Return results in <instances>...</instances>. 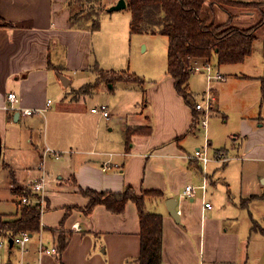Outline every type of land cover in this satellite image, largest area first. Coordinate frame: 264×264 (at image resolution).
Returning a JSON list of instances; mask_svg holds the SVG:
<instances>
[{
	"label": "crops",
	"instance_id": "crops-1",
	"mask_svg": "<svg viewBox=\"0 0 264 264\" xmlns=\"http://www.w3.org/2000/svg\"><path fill=\"white\" fill-rule=\"evenodd\" d=\"M71 10L70 0H0V16L10 22L7 26L0 25V168L3 169L0 189L15 193L18 204L19 191L28 188L41 173L35 167L39 166L45 147L60 153L56 157L58 161L50 165L47 209L41 216L43 226L39 233L45 243L58 246L63 231L68 243L59 254L44 255L41 264H140V210L135 201L129 200L120 213L112 212L104 204L95 205L89 213L86 211L89 197L83 190L121 192L127 187L138 192L142 189L158 192L145 196L144 207L164 217L162 264H253L258 261L260 257L251 261L254 256L249 255L247 239L234 226L243 208L235 201L237 196L230 200L227 195V201L222 202V206H227L225 210L212 200L216 195L220 199L224 195V186H217L216 175L228 161L211 160L206 167L212 193L209 195L207 189L205 199L212 202L211 208L204 207L202 191L198 190L194 198L183 195L186 185H200L204 178L202 163L184 157L201 145L199 131L203 126L199 123L193 128V106L176 90L166 69L158 73L140 72L150 80L147 112L135 105L144 100V92H134L132 87L121 93V89L115 91L114 86H109L108 100L103 101L109 106V119L92 111L97 104H92L89 111L86 106L80 113L76 108L65 112L58 109V104L55 106V100L62 102L61 106L79 100L72 92L92 82L66 89L60 79L64 70L77 75L93 65V54L91 60L88 54L89 47L94 53L90 46L93 33L84 25L82 29H71L74 27ZM104 65L107 70L114 69L113 64ZM258 69L255 76H245L258 78L262 91L264 65ZM216 72L221 78L214 80L223 79L220 70ZM214 80L210 88L216 96L209 118L212 111L219 110ZM193 84L191 77L189 91L196 97L200 92H194ZM10 91L18 95L17 108H12L8 100ZM49 99L52 102L47 106ZM196 99V103L200 101ZM26 108L45 110L26 114ZM60 113L64 114L62 118ZM102 120L108 129L103 127ZM43 122L44 139L40 137L35 142ZM245 123L247 133L235 134L236 138L258 131L254 130L255 125L246 120ZM211 124L209 119L202 134L204 143L208 138L213 146L208 133ZM261 125L264 127V122L258 123ZM128 129L136 131L128 137ZM222 145L216 144L213 148L228 154L229 149ZM243 150L242 160L264 159V139L256 135L251 142L248 138ZM223 181L229 191L226 176ZM169 198L178 200L180 221L168 211L166 200ZM75 223L79 229L74 227ZM250 231L264 234L253 230L252 225ZM38 236L35 233L29 243L31 251L24 256L31 261L37 259ZM9 238L0 239H8L7 245L12 248L14 244H10ZM20 258L19 251L17 259L11 261L8 257V261L18 264Z\"/></svg>",
	"mask_w": 264,
	"mask_h": 264
},
{
	"label": "rangeland",
	"instance_id": "rangeland-1",
	"mask_svg": "<svg viewBox=\"0 0 264 264\" xmlns=\"http://www.w3.org/2000/svg\"><path fill=\"white\" fill-rule=\"evenodd\" d=\"M80 1L81 2H79V0H72L71 11L73 14L82 10L87 11L88 13L87 16L90 20H85L82 24H85L84 26H89L91 28L89 30L93 33L90 46H92L94 53L91 51L90 47L88 48L90 60L92 59L93 54V65H91L88 70H84L83 72L79 71L77 75L74 71L66 70H64L62 75H66L72 79L71 84L64 86L65 88L76 87V85L87 81L92 82L89 85L72 92L74 93V97H80L79 100L66 102L63 106H61L62 102L58 100L56 103L55 100V106L58 104V109L65 112H67L66 110L71 109L69 111H72V109L76 108L75 110L78 113L83 111V109L85 110V107L87 106L89 111L92 104L100 105L104 103L103 101L108 100L109 86H114L116 89L115 91L121 89V93L127 88L132 87L134 92H144V100L138 101L135 105L136 108H141L147 112L148 107L150 106V101L148 99L149 94L147 92L150 80L140 72L155 71L158 73L160 70L164 69L165 71L166 69L167 73L168 38L162 34H132L130 31V21L132 17L131 8L126 6L118 10H108V7L116 3L118 0H101V2L93 0V3L88 2L87 0ZM244 1L242 7L228 5V8L235 13L231 20L230 12L226 8H223L219 4L215 5L214 11L216 13L215 18L217 22H228L231 25L240 28H250L258 24L261 21L260 11L258 10L256 14L253 15L252 11L254 10L248 7H253L255 3L261 5L262 2L256 0ZM101 7L105 8L97 11V9ZM94 19L99 21V27L96 29H93ZM82 28L85 27L77 28L74 26L71 29L77 30ZM256 34L258 38L255 41V50L245 61L235 64L218 65L216 59L211 60L213 72L220 70L223 74V79L214 80L213 82V87H216L217 91L219 110H214L210 114L209 119H211L212 124L211 127H208V133L209 138L213 140V146H216V144L227 146L229 149L228 155L231 157L224 168L225 170L222 168V170L217 172L216 175L218 179L217 186H224V195L221 199L220 196L217 195L216 197L211 196L212 200L214 204H217L222 210H225L227 207L222 206V204L225 203L228 198L234 200V195L237 196V199H235L237 203L243 202V205H246L243 206L245 209L242 208L240 212L241 216L234 226H236L241 233H244L247 239L249 244V255L251 257L254 256L251 261L254 262L255 258L260 257L259 260L255 261L253 264H264V234H261L259 231H250V227L253 225V218L257 219L258 226H264V197H262V195H264V159L242 160V156L245 153L243 145L248 138L251 142L254 141L256 135L261 137V139H264V127H262V125L258 126V123L263 124L264 122V99L261 91V81L258 78L245 76H255L254 74L259 70L258 66L264 65V25H261L257 29ZM109 60H111L112 63H110ZM104 64H113L115 70H126L124 78L128 80H135L130 73H136L148 80L146 81L147 85L130 81H114L107 84L106 82H109L110 77L112 78L114 76H111L110 74L106 75L99 71V69L106 68ZM99 72L102 75H100ZM191 77L194 83V92H200L201 94L197 93L195 97L190 93V99L192 102L197 101L196 98L202 101L204 95L203 91L209 87L207 76L205 72H195ZM97 79L98 81L101 80V82H96L95 84L94 82ZM99 86L100 88L98 89ZM53 90L55 89L53 88ZM129 102L132 103V100ZM112 108L111 105V109ZM213 108L214 105L212 109ZM63 116L64 114L60 113V117L62 118ZM245 120L249 124L255 125L254 130L258 131L252 132L246 137L242 136L236 138L235 134L244 135L247 133V124L245 123ZM102 121L104 123L103 127L108 129L106 121ZM195 128H197V125ZM38 132L39 134L37 135L35 142H39L40 137L41 139H44V122L42 130L39 129ZM199 132L201 135L200 139L203 141V143L201 141L200 145L202 146L204 144V135L202 134L205 132L204 128L202 127ZM242 138L244 139V144L242 143ZM213 146L210 148L212 157L216 150ZM62 156H64V153H62L61 157ZM57 159L58 158L55 156L45 157V174L48 179L47 184L50 183L49 181L51 179L49 172L50 165L51 163L57 162ZM213 161L216 160L214 159ZM37 167L38 170H40L39 166H36L35 169ZM0 171H3L2 167L0 168ZM222 174L226 176V180L229 182V189L232 192L227 190V185L223 181L224 176ZM51 175L53 177L55 176V173H51ZM199 192H201L200 189ZM208 192L209 195H211L212 189L210 187H208ZM30 194L31 195H28L29 198L35 202L38 195L34 194L31 190ZM23 195H27V193H21L20 197ZM242 195L243 198L241 199L240 196ZM15 198L16 194H13L11 190L0 189V212L15 213L17 211V201H15ZM230 225L233 224H227V226ZM3 235H6V233L2 231L0 238L3 237ZM241 247H245V245L241 244ZM18 256L19 248L17 246L14 245L10 248L5 244L0 249V264H6L9 262L8 257L11 258V261H14Z\"/></svg>",
	"mask_w": 264,
	"mask_h": 264
},
{
	"label": "trees",
	"instance_id": "trees-1",
	"mask_svg": "<svg viewBox=\"0 0 264 264\" xmlns=\"http://www.w3.org/2000/svg\"><path fill=\"white\" fill-rule=\"evenodd\" d=\"M87 1L93 3V0ZM97 1L101 2V0ZM126 1L132 11L130 21L132 34H162L168 38L167 72L174 80L176 90L193 106L195 111L193 128H195L198 125L201 111L196 108V102H192L190 99L189 81L194 73L193 64L211 62L212 59H216L218 65L239 63L252 55L255 50V41L258 38L256 31L261 25H264V0H256L261 1V5L255 3L253 7H248L254 10L252 11L253 15L259 10L261 16V21L250 28H240L228 22L218 23L215 18V5L219 4L226 8L230 12L231 20L235 13L228 8V5L242 7L244 0ZM79 2L81 1L79 0ZM70 5L72 6V0H70ZM104 8H98L97 11ZM87 14V11L84 10L72 13L74 26L83 27L85 24L82 22L90 20ZM0 25L7 26L10 25V22L3 20L0 16ZM98 27L99 21L94 19L93 29ZM99 71L114 76L110 77L109 82L130 81L142 85L146 83V79L136 73H130L135 80L124 78L126 70L99 69ZM101 73L100 75H102ZM98 79L94 82L95 84L101 82ZM262 94L264 99V78ZM135 131L136 129L132 131L128 129V137ZM30 190L25 188L20 190L19 194L31 195ZM83 192L89 197V204L86 207L88 213L97 204H104L112 212L120 213L129 200L135 201L140 210L141 227V249L138 261L140 264H162L164 217L161 213L147 211L144 207L145 196L158 194L157 191L142 189L138 192L133 187H127L121 192H100L92 188H87ZM241 205L246 206L243 205V202ZM0 215V235L3 231L6 233L3 236L6 237L15 236L21 230L37 233L41 228V208L40 203L36 201L24 203L20 199L15 213H0ZM252 229L264 232V228H260L255 220H253ZM59 236L58 248L64 250L68 243L67 234L62 231Z\"/></svg>",
	"mask_w": 264,
	"mask_h": 264
},
{
	"label": "built area",
	"instance_id": "built-area-1",
	"mask_svg": "<svg viewBox=\"0 0 264 264\" xmlns=\"http://www.w3.org/2000/svg\"><path fill=\"white\" fill-rule=\"evenodd\" d=\"M193 72H205L208 82H209V87L207 90L204 92L203 95V100L199 101L196 103V108L201 111L199 122L200 126H203L205 130L207 129V125L209 122V113L212 110L214 101H215V95L212 93L210 84L214 79L221 78V75L217 72H213L212 64L211 62H196L193 65ZM8 100L11 103L12 108H17L15 103L19 101L18 95L14 91H10L8 93ZM51 100L49 99L47 101V106H50ZM45 109H31V108H26L24 109V112L26 114H32L34 112H40L43 113ZM93 112L101 113L104 117L110 118L111 113L109 110V106L107 103H102L98 106H95L92 108ZM210 142L209 139L206 138L205 143L202 146L197 147L192 153H186L184 154V157L192 160H199L202 163V170L204 173V178L202 180V183L200 185H193V184H188L186 185L183 195L187 197L194 198L197 195L198 190L200 189L202 191L203 195V201H204V207L205 208H211L212 207V202L208 201L205 199V195L207 193V189L209 186V180L207 177V171L206 167L209 164L211 160H217L221 162H227L231 159V157L227 154L226 151L224 150H215L214 156L212 157L211 152H210ZM48 155H53L55 157H59L60 153L51 147H45L43 155L41 157V161L39 164L40 168V175L36 177L32 182L29 183L27 186L29 189L34 194H37V200L36 202L40 203V208H41V216L42 214L46 211V194H47V177L45 174V157ZM107 168V167H106ZM21 201L24 203H31L33 202L28 195H23L21 196ZM43 226V223L41 221V227ZM74 227L76 229H79L78 223L74 224ZM42 229V228H40ZM39 239H38V246L37 249L35 250V253L37 254V259L35 261H31L29 259H26L24 256L30 253V245L29 243L33 239L35 233L30 232L28 230H21L19 231L15 236H12L13 238V243L19 248V251L21 253V258L18 261V264H41V259L44 255H57L59 254V248L55 244H47L45 243L43 236L37 232ZM8 243L7 241L0 240V249Z\"/></svg>",
	"mask_w": 264,
	"mask_h": 264
},
{
	"label": "water",
	"instance_id": "water-1",
	"mask_svg": "<svg viewBox=\"0 0 264 264\" xmlns=\"http://www.w3.org/2000/svg\"><path fill=\"white\" fill-rule=\"evenodd\" d=\"M127 6V1L126 0H118L116 3H114L113 5H111L110 7H108L109 11L112 10H118L121 8H124ZM60 78L62 80V83L65 86H68L70 83V78L67 77L66 75H60ZM1 155H2V140L0 138V162H1ZM166 204H167V208L168 211L170 212V214L175 218L176 221H180V215L177 209V204H178V200L176 198H169L166 200ZM10 244L13 245V238L10 237L9 238ZM6 264H13L11 262H8Z\"/></svg>",
	"mask_w": 264,
	"mask_h": 264
}]
</instances>
